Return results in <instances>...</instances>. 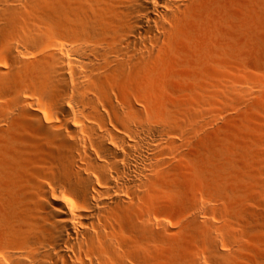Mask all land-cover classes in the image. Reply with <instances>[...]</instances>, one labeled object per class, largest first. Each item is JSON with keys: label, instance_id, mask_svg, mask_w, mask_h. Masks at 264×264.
Instances as JSON below:
<instances>
[{"label": "bare ground", "instance_id": "1", "mask_svg": "<svg viewBox=\"0 0 264 264\" xmlns=\"http://www.w3.org/2000/svg\"><path fill=\"white\" fill-rule=\"evenodd\" d=\"M198 1L0 0V152L11 151L14 170L21 169L34 188L25 202L12 203L13 236L0 251V264H92L103 260L97 251L104 245L107 264H129V254L147 258L133 246V236L123 242L128 257L113 250L114 233L126 222L115 214L120 210L112 191L129 192L130 182L153 183L162 147L172 163L186 167L177 141L184 130L172 123L187 124L184 108L200 96L176 101L180 111L157 110L146 97L169 62L162 40ZM248 1L238 55L223 60V87L213 82L224 88L231 125L218 147L223 155L217 158L213 149L227 182L218 180L217 171L219 178L211 176L215 188L206 183L196 198L199 210L203 203L218 205L221 221L237 225L240 234L219 224L228 250L215 242L210 264H264V0ZM236 28L226 22L221 32L230 36ZM168 85L176 87L173 81ZM212 117L218 125L220 119ZM46 164L61 165L51 169L56 178L38 179ZM127 225L147 232L149 215ZM81 235L91 245L89 261L74 253ZM61 243L70 255L61 253ZM193 258L200 262V254Z\"/></svg>", "mask_w": 264, "mask_h": 264}, {"label": "rangeland", "instance_id": "2", "mask_svg": "<svg viewBox=\"0 0 264 264\" xmlns=\"http://www.w3.org/2000/svg\"><path fill=\"white\" fill-rule=\"evenodd\" d=\"M247 1L199 0L197 2L198 7L192 13L181 16L178 25L174 28L173 35L161 42L163 51L170 58L168 65L160 71L161 76L157 85L153 86V90H147L149 91L147 92V100L153 102L154 108L157 110L164 108L165 110L177 111L183 108L176 102L179 99L188 98L195 94L200 96V101H196L192 108H184L186 113L181 117H186L187 124L181 119L172 123L173 126L184 130V134L178 137L177 141L182 148V160H184L186 167L181 168L172 163L171 158L163 155L165 151L162 147L156 155L158 164L153 170V183L149 180L130 182L129 192L112 191L115 194L114 205L119 203L120 210H115V214L118 217H124V222H126L125 225H121L123 231L116 230L114 233L116 243L113 250L123 254L125 258L128 257L123 242L133 236V246L140 252L146 251L143 252V255L147 258H135L129 254L127 258L129 264H210L209 258L213 253L215 242H217L219 250H228L227 238L220 233L219 224L226 227L230 234L237 236L240 234L237 225L232 226L228 222L221 221L218 205L203 203L201 210H199L201 202L196 198L197 196L200 198L206 192V183L209 185L207 187L215 188L216 179L212 177L219 178L215 176L217 171L219 176H223L221 171L223 164L216 157L223 155L222 148L219 149L218 147L222 145L223 138L228 134L226 129H231V125L226 119L228 107L226 106V109L225 104L227 105V103H225V99L223 100L225 91L224 88L221 90L223 76L220 75L223 74L225 62L223 60L226 59V56L236 57L238 55L242 38V22L245 19L243 5ZM226 22H233L237 25L235 30L230 31V36H225L221 32ZM3 26L4 23L0 20V30ZM8 38L11 37L8 35ZM2 44L3 42L0 40V48H2ZM216 80L221 87L215 84ZM168 81H173L176 87H170ZM210 81L215 86L211 85V87ZM211 92L214 94H209ZM213 95L215 96L213 97ZM216 112L217 114H215ZM211 114L215 115V118L222 119L221 121L217 120L218 122L215 119L217 122L215 124H218L215 125L216 127L213 126L214 121L211 120L213 118ZM214 132L215 135H213ZM211 135L213 137H210ZM215 142L217 144L214 145ZM211 146L217 147V149L210 148ZM213 149L217 150V156L214 155L216 153ZM132 150L135 151L136 149ZM9 152L11 151L0 152V251L2 248L8 247V241L10 242L13 236L11 231L13 201L20 198L25 202L34 190L29 183L30 180L27 183V178L21 175L22 170L17 168L16 171L14 170L15 167L11 164ZM210 155L211 157H208ZM205 159L211 160L212 165L208 164L209 162H206ZM54 166L61 167L60 164L40 165L44 176L40 174L37 176L38 179L56 178V175L51 173ZM19 171L20 174H18ZM206 172H208V180H206ZM221 176L218 180H223L224 183L226 180ZM45 184L49 188L54 185L50 181ZM200 185L203 186L201 191H199ZM225 185L227 184L223 186L225 187ZM223 186L220 188L224 189ZM222 189L219 193H222ZM57 200L62 202L64 197L57 194ZM242 206L243 203H239L238 207ZM140 214L149 215L148 229H150H147V232L146 229L132 232L131 230L134 231L135 229L131 226L128 227L127 224H129V220H138ZM239 216L236 213L234 217ZM106 221L109 226L112 225V221ZM96 236L101 237L102 234L98 233ZM65 237L69 238V234L65 233ZM134 240L137 245L133 243ZM63 245L64 243H61V248ZM90 246L85 235H81L74 253L89 261ZM252 248L248 245V249ZM197 250L200 254V262L197 258V261L192 263L193 257L199 256V254H195ZM64 251L67 252L66 255L71 254L69 249L64 250L63 248L61 253ZM242 251L246 252L245 250ZM107 252L108 246L104 245L101 251H97L99 259L102 258L103 260H95L92 264H107L104 260L109 259ZM6 264L10 263L6 262ZM108 264L117 263L109 260Z\"/></svg>", "mask_w": 264, "mask_h": 264}]
</instances>
